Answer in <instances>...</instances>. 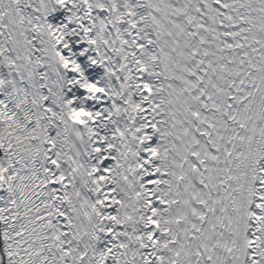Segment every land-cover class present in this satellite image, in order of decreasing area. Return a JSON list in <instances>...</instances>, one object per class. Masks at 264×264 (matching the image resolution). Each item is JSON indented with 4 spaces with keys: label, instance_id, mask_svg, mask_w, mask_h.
Masks as SVG:
<instances>
[{
    "label": "snow or ice",
    "instance_id": "snow-or-ice-1",
    "mask_svg": "<svg viewBox=\"0 0 264 264\" xmlns=\"http://www.w3.org/2000/svg\"><path fill=\"white\" fill-rule=\"evenodd\" d=\"M0 264H264V0H0Z\"/></svg>",
    "mask_w": 264,
    "mask_h": 264
}]
</instances>
